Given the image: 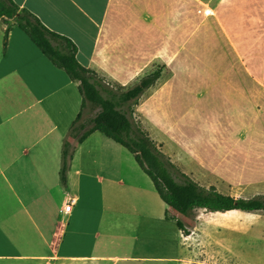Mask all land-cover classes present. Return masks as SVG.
<instances>
[{
    "label": "crops",
    "instance_id": "1",
    "mask_svg": "<svg viewBox=\"0 0 264 264\" xmlns=\"http://www.w3.org/2000/svg\"><path fill=\"white\" fill-rule=\"evenodd\" d=\"M12 1L69 38L79 63L110 86L130 88L161 69L136 106L141 123L149 102L160 122L168 107L187 109L185 134L203 129L206 157L230 153L236 138L247 141L236 148L249 156L251 143L264 141V0ZM4 35L0 19V264H190V236L178 230V243L162 247L166 205L121 145L91 134L61 183L64 139L81 110L78 84L21 29L10 31L5 50ZM252 124L260 133L234 137L238 126ZM151 138L201 186L251 198L253 182L205 181L189 168L196 156L175 151L174 137L169 150ZM65 196L76 200L67 225L59 221Z\"/></svg>",
    "mask_w": 264,
    "mask_h": 264
},
{
    "label": "trees",
    "instance_id": "2",
    "mask_svg": "<svg viewBox=\"0 0 264 264\" xmlns=\"http://www.w3.org/2000/svg\"><path fill=\"white\" fill-rule=\"evenodd\" d=\"M0 19L5 25L4 50L10 31L17 27L56 68L65 71L71 81L78 84L81 110L63 143L60 169L63 185L67 183V174L77 147L91 134L99 132L133 155L166 205L165 219L173 221L184 237L190 236L195 227L196 210L212 214L264 212V195L236 198L219 192L213 186L207 188L195 182L161 151L142 123L135 119V106L159 80L161 69L142 78L133 87H113L95 71L79 63L77 47L69 38L50 31L29 10L20 8L12 0H0ZM87 106L96 110V114L84 119L83 112Z\"/></svg>",
    "mask_w": 264,
    "mask_h": 264
},
{
    "label": "rangeland",
    "instance_id": "3",
    "mask_svg": "<svg viewBox=\"0 0 264 264\" xmlns=\"http://www.w3.org/2000/svg\"><path fill=\"white\" fill-rule=\"evenodd\" d=\"M259 16L264 19V15L261 13ZM245 64L253 72V64ZM229 66L226 64L224 69ZM236 68L238 70L245 69L243 65L238 66V64ZM216 111L220 112V108L216 107ZM186 112L187 109L178 113L173 112L168 107L163 110L160 122L155 115L152 102H149L144 106L141 114L144 118L145 129L151 134L150 136L154 135L157 141L162 140L168 150L172 136L179 142V146L173 144L177 153L188 152L194 154V157L196 156L194 161H189V168L195 172L198 171L200 175L206 174L205 181L207 179L217 181L218 179L229 178L228 181L233 182L234 180L238 184L253 182L252 188L246 191V196L253 198L257 195H264V141L251 143L252 147H256V150L253 151L252 148L248 152L249 156L245 155L246 151L236 148L244 146L247 141H238L236 138L231 142L235 147L230 153L228 150L220 151L214 152L213 157H206L204 148L209 146V141L203 129L200 128L204 122L200 119L198 122L200 129H191L185 134L187 124L190 126V121H192L190 120L191 116L186 115ZM95 114L96 110L87 106L84 109L83 118H90ZM196 130L197 132H195ZM260 130L259 124L254 126L252 124L246 128L238 126L234 137L239 133L251 136L253 133H260ZM194 132V137L191 140L188 139ZM126 153L129 155L132 165L142 174L143 172L135 163L133 156L128 152ZM225 154L227 155L224 157ZM200 161H204L203 169ZM203 172L204 174H201ZM65 198L66 196L61 197V206ZM194 216L196 224L192 228L189 242H187L191 250L188 260L190 264H264V212L245 213L237 211L221 215L208 213L205 210H196ZM165 225L159 238L163 248L170 243L174 245L178 243V238L175 236L178 233L176 224L168 221ZM145 240L149 241L150 239L146 238Z\"/></svg>",
    "mask_w": 264,
    "mask_h": 264
},
{
    "label": "built area",
    "instance_id": "4",
    "mask_svg": "<svg viewBox=\"0 0 264 264\" xmlns=\"http://www.w3.org/2000/svg\"><path fill=\"white\" fill-rule=\"evenodd\" d=\"M75 204H76L75 198L71 196H66L63 205L59 211V221L62 224L67 225V222L71 217Z\"/></svg>",
    "mask_w": 264,
    "mask_h": 264
},
{
    "label": "bare ground",
    "instance_id": "5",
    "mask_svg": "<svg viewBox=\"0 0 264 264\" xmlns=\"http://www.w3.org/2000/svg\"><path fill=\"white\" fill-rule=\"evenodd\" d=\"M229 213H233V212H229ZM228 214V213H227ZM224 215V214H223Z\"/></svg>",
    "mask_w": 264,
    "mask_h": 264
}]
</instances>
